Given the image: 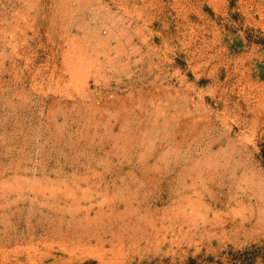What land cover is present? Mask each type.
<instances>
[{
  "label": "rangeland",
  "instance_id": "1",
  "mask_svg": "<svg viewBox=\"0 0 264 264\" xmlns=\"http://www.w3.org/2000/svg\"><path fill=\"white\" fill-rule=\"evenodd\" d=\"M0 264H264V0H0Z\"/></svg>",
  "mask_w": 264,
  "mask_h": 264
}]
</instances>
